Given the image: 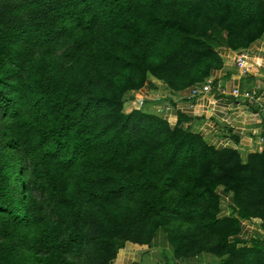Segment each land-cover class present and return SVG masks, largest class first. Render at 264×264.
<instances>
[{
    "label": "trees",
    "instance_id": "trees-1",
    "mask_svg": "<svg viewBox=\"0 0 264 264\" xmlns=\"http://www.w3.org/2000/svg\"><path fill=\"white\" fill-rule=\"evenodd\" d=\"M103 26L134 35L123 47L144 55L129 59L98 38ZM152 31L185 36L202 47L193 52L198 57L213 47L243 50L264 34V2L25 0L0 8V264H74L69 252L86 248L107 264L113 238L174 217L195 225L168 233L175 256L210 252L212 239L218 251L247 250L229 240L224 223L256 217L249 210L264 204V145L241 163L235 151L214 149L179 121L169 128L152 114L120 112L122 93L153 72L151 42H142ZM218 187L231 194L228 217L217 216ZM36 193L50 207V223ZM132 204L137 215L119 213L118 205ZM123 218L132 219L130 229L117 226Z\"/></svg>",
    "mask_w": 264,
    "mask_h": 264
},
{
    "label": "rangeland",
    "instance_id": "rangeland-1",
    "mask_svg": "<svg viewBox=\"0 0 264 264\" xmlns=\"http://www.w3.org/2000/svg\"><path fill=\"white\" fill-rule=\"evenodd\" d=\"M24 1L25 0H0V8L9 7ZM193 13L195 12L190 11L189 15L192 16ZM105 28V26L101 27L98 38H105L106 41L109 39L111 46H115V49H117L118 52H122V54L126 55L125 53L127 52L123 45L129 43L135 36L130 35L129 33L123 34L122 36L120 34L112 35L108 33ZM261 36L262 35L259 37ZM142 37V42L144 44H146L148 40L151 42L150 49L147 51L149 61L147 65L152 67L153 72L152 74L151 72L146 73L145 80L139 89L127 90L122 93L120 112L128 114L133 110H139L146 114L158 116L166 122L169 128L177 125V121H179V126H177L180 129H184V119H176L177 117L175 119L164 117L162 114L163 108L159 102L156 100L151 101L148 97L145 100L144 97H137L136 95L141 88H152V85L158 82L166 85L171 90H175L180 86L182 87L183 85L189 84L192 86L194 85L193 87L203 85L208 81L210 76H205L207 65L212 68H217L221 65V58L218 55L219 48L213 47L211 55L204 53L202 57H198L195 56L193 52L201 51L202 47L199 45H193L185 38V36H176L174 34L168 36L166 33H156L152 31L145 33ZM101 40L105 43V40ZM230 46L235 47L234 44H231ZM183 47H191L194 51L191 53L188 49H184ZM136 49L138 51V47H136ZM127 54L129 55V59L132 60L144 55L142 52ZM165 73V78L161 80L160 77H162ZM169 75L176 78H168ZM177 78H179V81ZM115 79L117 78L115 77ZM136 80V78L132 79V81ZM132 81H130L129 84L132 83ZM181 185H183L182 181L179 184L177 183L175 192L178 191ZM35 198L42 207L44 220L47 221V223H50L52 215L50 207H48L44 202L43 195L36 193ZM118 206L119 207L117 209L119 213L122 216L128 215L127 218H132L137 215L139 211V208L134 204L131 205L132 209L129 210L124 209L121 205ZM221 206L223 210H221L219 205L220 210L218 211L217 216L219 218L228 217L227 214L222 213L225 209L223 204ZM126 210L128 211L127 214H125ZM249 211L252 216L254 215L256 218H261V215L264 216V204H262L258 209L251 208ZM127 218L117 219V226L120 228L130 229L132 219ZM253 218L254 217L244 221H239L236 225L230 224L229 222L224 223V232L230 234L231 236L229 240L243 242L244 244H237L236 246L239 248L245 247L247 250H232L234 247H229V249L218 251L217 248H215L216 242L212 239L209 244L206 243L207 248L211 249L210 252L202 250L200 252L190 254L187 257L180 256V252L178 253V256H175L173 253V247L168 239V233L172 230H193L195 225L188 219L174 217L171 218L163 227L152 229L154 225L150 221L144 223L137 230L130 229L131 236L126 240L113 238V258L107 264H264V239H259L255 234L245 235V232L243 231L244 226H242V224L245 225V221H249ZM117 229L120 231L119 228ZM250 239L260 240L263 245L251 249V244L249 243ZM1 243L0 237V252L4 248L2 246H5L1 245ZM198 246L199 244L195 243L194 247L197 248ZM17 254L20 255L22 261L27 260L25 252L18 250ZM68 258L74 264H99V260L96 258L95 254L87 248L80 251L71 250L68 254ZM22 264H26V262H23Z\"/></svg>",
    "mask_w": 264,
    "mask_h": 264
},
{
    "label": "crops",
    "instance_id": "crops-1",
    "mask_svg": "<svg viewBox=\"0 0 264 264\" xmlns=\"http://www.w3.org/2000/svg\"><path fill=\"white\" fill-rule=\"evenodd\" d=\"M243 51L250 72L241 76L233 66L236 51L228 48L218 50L221 65L210 72L208 81L211 85L207 93L190 97L189 88L175 91L158 82L152 88H141L136 96L156 100L162 105L164 117H182L184 127L199 135L207 145L214 149H231L239 161L245 163L249 154L259 153L264 145V126L259 119L264 115V34ZM234 89L249 90L255 102L249 105L240 98H233L231 91ZM216 194L221 210L222 204L225 209L222 213L228 214L231 194L221 187L216 189ZM244 223L241 224L245 235L255 234L264 239V218L254 217Z\"/></svg>",
    "mask_w": 264,
    "mask_h": 264
},
{
    "label": "built area",
    "instance_id": "built-area-1",
    "mask_svg": "<svg viewBox=\"0 0 264 264\" xmlns=\"http://www.w3.org/2000/svg\"><path fill=\"white\" fill-rule=\"evenodd\" d=\"M233 66L238 71L239 75L244 76L249 74L250 72V66L247 62V58L245 55V52L243 50L236 51L233 56ZM210 81H207L203 85L197 86V87H191L189 89V96L195 97L199 94H204L209 92L210 90ZM231 96L233 98L242 99L246 102V104H253L255 102V98L253 97L252 93L249 90L245 91H239L237 89H234L231 91Z\"/></svg>",
    "mask_w": 264,
    "mask_h": 264
},
{
    "label": "water",
    "instance_id": "water-1",
    "mask_svg": "<svg viewBox=\"0 0 264 264\" xmlns=\"http://www.w3.org/2000/svg\"><path fill=\"white\" fill-rule=\"evenodd\" d=\"M259 119L260 123L264 126V115L260 116Z\"/></svg>",
    "mask_w": 264,
    "mask_h": 264
}]
</instances>
